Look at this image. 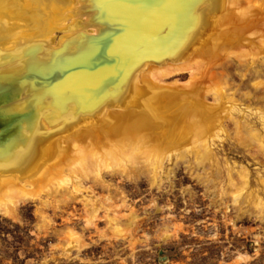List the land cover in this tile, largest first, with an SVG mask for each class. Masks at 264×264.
I'll return each mask as SVG.
<instances>
[{
  "label": "bare ground",
  "instance_id": "1",
  "mask_svg": "<svg viewBox=\"0 0 264 264\" xmlns=\"http://www.w3.org/2000/svg\"><path fill=\"white\" fill-rule=\"evenodd\" d=\"M84 8L85 0H0V24L6 22L0 70L20 67L24 46L45 44L38 55L46 58L74 33H96ZM199 11L176 57L134 67L117 95L93 110L61 113L53 122L41 115L24 139L0 154V211L14 215L38 189L62 197L70 193L68 177L82 185L97 177L102 164L128 175L142 162L162 163L170 153L190 148L203 169L211 141L229 124L237 142L264 157V126L247 122L241 108L247 101L245 109L264 124V0H207ZM227 63L245 69L239 75L248 77L242 80L247 91L228 86ZM185 74L182 84L165 81ZM248 173L241 167L238 181L230 175V189L239 193L241 182L245 188Z\"/></svg>",
  "mask_w": 264,
  "mask_h": 264
},
{
  "label": "rangeland",
  "instance_id": "2",
  "mask_svg": "<svg viewBox=\"0 0 264 264\" xmlns=\"http://www.w3.org/2000/svg\"><path fill=\"white\" fill-rule=\"evenodd\" d=\"M227 67L228 86L242 87L245 69ZM176 79L188 74L165 81ZM246 105L244 119L263 128ZM232 128L211 141L203 169L190 148L142 162L137 174L102 164L82 185L68 177L62 197L38 189L14 215L0 211V264H264V157L237 142ZM241 167L249 181L237 193L229 177L238 181Z\"/></svg>",
  "mask_w": 264,
  "mask_h": 264
},
{
  "label": "water",
  "instance_id": "3",
  "mask_svg": "<svg viewBox=\"0 0 264 264\" xmlns=\"http://www.w3.org/2000/svg\"><path fill=\"white\" fill-rule=\"evenodd\" d=\"M206 1L85 0L87 25L96 33L76 32L46 58L38 55L40 45L24 46L22 65L0 70L4 146L9 150L24 139L43 114L53 122L61 113H84L114 98L130 71L147 59L176 57Z\"/></svg>",
  "mask_w": 264,
  "mask_h": 264
}]
</instances>
